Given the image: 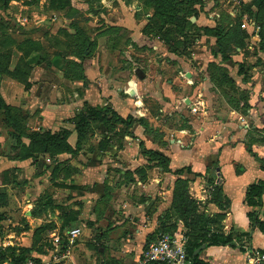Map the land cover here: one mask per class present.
Segmentation results:
<instances>
[{
  "label": "crops",
  "instance_id": "obj_1",
  "mask_svg": "<svg viewBox=\"0 0 264 264\" xmlns=\"http://www.w3.org/2000/svg\"><path fill=\"white\" fill-rule=\"evenodd\" d=\"M209 1L241 25L228 61L250 73L251 82L235 79L249 99L203 98L192 47L178 53L188 61L176 62L173 76L162 64L153 82L140 66L135 78L83 55L68 65L61 47L43 42L40 61L37 52L18 64L0 60V216L13 194L21 209L9 217L18 225L11 235L0 217V251L29 249L43 264H137L162 233L185 234L200 264H246L250 251H264V195L256 207L247 200L264 179V0ZM180 112L182 124L172 126ZM214 235L228 239L211 245ZM56 248L70 255L58 259Z\"/></svg>",
  "mask_w": 264,
  "mask_h": 264
},
{
  "label": "rangeland",
  "instance_id": "obj_2",
  "mask_svg": "<svg viewBox=\"0 0 264 264\" xmlns=\"http://www.w3.org/2000/svg\"><path fill=\"white\" fill-rule=\"evenodd\" d=\"M124 21H131L133 26H138L137 36L131 37L130 31L127 33L124 30L127 27L125 25H130ZM240 26L232 23L230 15L220 3L218 5L209 0H0V60L4 57L5 61L9 59L12 64L14 59L18 64L21 57L30 53L31 58L40 55L35 59L40 61L43 57V42L53 48L61 47L64 61L68 65L71 61L65 59L70 55H83L94 58L96 65L109 62L113 64L114 70L121 67L117 71L129 68L130 75L127 72L125 74L135 78V70L140 66L147 71L149 80L153 82L162 64L169 69L167 74L173 76L175 72L172 68L176 62L182 59L188 61L179 57V54L192 47L199 57L192 63L198 68L204 67V70H195L199 83L194 85H204L200 88L204 93L203 98L249 99L250 93H242L244 88L239 91L235 79H240L237 76L239 73L251 82L250 73H245L244 67H237L234 60L228 61L231 58L228 52L230 48H235L237 42L241 44L235 38ZM117 27L121 30L114 32ZM128 51L131 52L128 54ZM36 52L39 54L36 55ZM173 54L180 59H173L176 57ZM150 59L153 62H149ZM151 63L153 65L150 67ZM179 74L182 81L187 82L186 74ZM226 92L228 97L224 98ZM148 99L146 105L149 107L151 104L154 109L155 99ZM176 114L174 121L169 120V123L173 122L172 126L183 122L184 114ZM8 177L7 180H10ZM20 178V181L26 179L23 175ZM14 196L10 201L8 199V205L2 210L7 209L4 212L6 215L2 213L0 216H6V235H11L13 228L18 226L13 224L16 217L11 223L8 222L11 214L21 210L15 205ZM23 219L19 220L21 227H25L26 218ZM89 234L86 230L81 242L89 240ZM12 249H8V253L15 252V248Z\"/></svg>",
  "mask_w": 264,
  "mask_h": 264
},
{
  "label": "built area",
  "instance_id": "obj_3",
  "mask_svg": "<svg viewBox=\"0 0 264 264\" xmlns=\"http://www.w3.org/2000/svg\"><path fill=\"white\" fill-rule=\"evenodd\" d=\"M81 234L78 227L71 228L67 237L71 243H74ZM60 243V238L55 239ZM188 237L185 234L176 235L173 233H162L157 239L151 241L144 249L137 264H193L187 254ZM55 257L58 259L67 258L70 255L69 250L63 253L56 248ZM0 264H14L10 260L0 261ZM21 264H43L35 259H28ZM246 264H264V251L252 250L249 252Z\"/></svg>",
  "mask_w": 264,
  "mask_h": 264
},
{
  "label": "trees",
  "instance_id": "obj_4",
  "mask_svg": "<svg viewBox=\"0 0 264 264\" xmlns=\"http://www.w3.org/2000/svg\"><path fill=\"white\" fill-rule=\"evenodd\" d=\"M64 7V6H61ZM220 53H222L221 48H220ZM100 115L98 113L94 114V115H89V116H84L82 118V121H87L90 118H99ZM31 137H38L37 134L31 135ZM51 140V142L56 143L59 141H62L58 144H61L62 149L63 150H69V147H64L65 141L60 140L59 137H55V136H51V135H47V137H44V140ZM43 140V141H44ZM264 195V179L263 180H258L257 182L251 184L248 187L247 190V200H248V204L252 207H256L257 205H259V203H261V199L263 198ZM226 239H228V237H223L222 235H214L211 239H210V244L211 245H215V244H225L226 243ZM189 240H188V245H189ZM187 245V254L188 257L192 260L193 264H200V262L195 258V256H193V251L192 249L189 248V246ZM30 250L29 249H22V252L19 254H15V252L11 251L10 253H5L0 251V261H5V260H10L12 263L14 264H21L24 263L26 260L29 259L30 255ZM153 264H163V263H153Z\"/></svg>",
  "mask_w": 264,
  "mask_h": 264
},
{
  "label": "water",
  "instance_id": "obj_5",
  "mask_svg": "<svg viewBox=\"0 0 264 264\" xmlns=\"http://www.w3.org/2000/svg\"><path fill=\"white\" fill-rule=\"evenodd\" d=\"M138 75L140 76V77H144V74L142 73V72H138Z\"/></svg>",
  "mask_w": 264,
  "mask_h": 264
}]
</instances>
